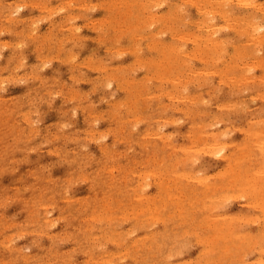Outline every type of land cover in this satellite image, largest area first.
<instances>
[{
  "label": "bare ground",
  "instance_id": "1",
  "mask_svg": "<svg viewBox=\"0 0 264 264\" xmlns=\"http://www.w3.org/2000/svg\"><path fill=\"white\" fill-rule=\"evenodd\" d=\"M1 20L16 41L1 42L0 83L37 82L2 100L14 137L34 128L20 99L43 93L67 98L82 125L70 149L58 144L65 136L36 131L70 167L17 195L21 218L0 215V264H264V0H0ZM56 60L70 78L49 79ZM174 113L188 124L176 145L163 129ZM199 152L220 165L203 169ZM76 174L91 185L82 195L64 186ZM236 200L242 210L213 214ZM38 233L47 244L31 253L14 244ZM186 241L198 255L176 258Z\"/></svg>",
  "mask_w": 264,
  "mask_h": 264
},
{
  "label": "rangeland",
  "instance_id": "2",
  "mask_svg": "<svg viewBox=\"0 0 264 264\" xmlns=\"http://www.w3.org/2000/svg\"><path fill=\"white\" fill-rule=\"evenodd\" d=\"M19 13H16L18 15ZM97 14L96 11L91 10L88 12V15L92 17ZM192 14H195L193 11ZM80 24L84 23L81 17H78L77 20ZM8 23H5L3 20L0 21V65L4 64L7 61V45L1 44V42L14 43L16 38L12 35L11 30L4 28ZM24 55L28 60L35 59V53L33 47L29 44H25L23 47ZM99 51V46L94 47V52ZM4 70V71H3ZM8 71L6 68L0 69V72ZM46 75H49V79L62 77L63 79L70 78L69 72L66 70L64 65H62L58 60L51 61L48 66L44 67ZM23 76V75H22ZM21 75L17 76L16 79L10 82H1L0 83V105H3L2 100L7 98H14L15 96H21L24 94L25 90L30 87L29 85L36 84L29 80H25ZM69 83L72 84L73 80H69ZM38 84H42V88L45 87V82L41 81ZM247 89V88H245ZM114 86L109 85L105 89L104 102L108 100L109 95H114ZM247 92V90H246ZM210 93V92H209ZM211 94V93H210ZM230 94L224 96V99H229ZM24 100L27 103L30 101L31 107V118L33 119V130L30 132L27 129L24 130L26 135L16 137L12 126L7 125L8 121L5 116L2 118L3 112L1 111V121L0 127H3L0 130V141L3 155H5L0 160V192H3V197L0 200V215L5 216L9 219H19L22 217V204L18 202V197L20 193L26 190V186L33 185L38 181L39 177L56 175L61 177L65 175L67 168L70 167L69 160L63 156L58 158L54 152H52L51 142H43L40 137H35L36 131L48 129L50 132L59 133L61 136H65L63 141H60L58 144L61 147L70 149L73 144L70 141L71 139L68 135L72 132L73 129H76L82 125L80 111L73 108L72 103L67 99L58 94L48 95L43 93V95H38L33 100H29L25 97L20 99L21 104H24ZM25 105H28V104ZM101 103V102H100ZM256 106V105H255ZM254 106V107H255ZM208 107L204 110H207ZM233 123H241L243 118L240 114L231 115ZM22 119V117H16L15 121ZM174 122H168L163 125L166 130L165 132H170V138L173 145H176L179 141H182V135L187 130L188 124L186 120L180 118L179 113H174ZM244 122V121H243ZM218 125L216 128L221 127ZM17 128V127H16ZM12 129V130H11ZM226 134L229 136H235L236 130L229 129ZM21 137V139H20ZM173 137V138H172ZM42 138H45L42 137ZM224 139H230L231 137H223ZM19 139V140H18ZM95 146V143L92 142L86 146V149ZM120 147H123V144H120ZM81 148H79L80 150ZM131 155H136V151L133 148L129 149ZM196 160L200 163V167L208 170H214L218 165H220L219 156H207L203 152H199L196 156ZM77 171H85V167H78ZM41 174V175H39ZM42 181V178H41ZM39 180V182H41ZM65 188L72 195H82L84 190H89L90 184L84 177L76 174L69 181L64 183ZM228 206L217 205L212 211L213 214H220L231 209L240 211L244 208V204L241 200H236L226 204ZM218 207V208H217ZM59 212L53 210L50 215L52 217L58 216ZM128 225L127 221H122L119 226L125 227ZM56 228L58 226L56 225ZM186 248H183L182 251H175L174 256L178 259H184L187 255H194L199 252V249L196 245L191 244V242L186 241ZM14 244L18 249L25 253H31L34 251L37 244H47V237L38 233V235H29L21 234L14 238ZM60 247H68L70 243L66 239H61L59 241ZM176 249V248H175ZM179 249V248H178ZM180 250V249H179ZM198 255V254H196ZM194 255V256H196Z\"/></svg>",
  "mask_w": 264,
  "mask_h": 264
}]
</instances>
